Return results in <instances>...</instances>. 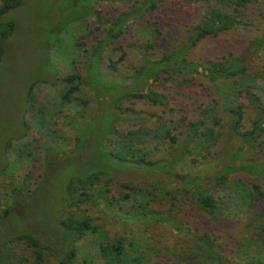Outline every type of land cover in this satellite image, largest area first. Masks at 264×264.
<instances>
[{
    "label": "trees",
    "instance_id": "1",
    "mask_svg": "<svg viewBox=\"0 0 264 264\" xmlns=\"http://www.w3.org/2000/svg\"><path fill=\"white\" fill-rule=\"evenodd\" d=\"M102 1L78 3L80 29L64 49L57 45L72 73L58 83L62 93L53 86L47 108L35 106L29 86L22 116L35 113L36 130L23 117L22 127L47 137L55 131L53 118H60L74 146L85 141L77 151L101 131L113 165L163 176L139 183L98 168L69 179L56 214L60 240L69 245L57 263L228 264L233 256L264 264V162L255 159L264 145V0H105L112 13L95 7ZM76 2L66 5L78 10ZM20 3L0 0V17ZM13 26L12 19L0 20V40ZM2 52L0 43V59ZM164 81L186 98L177 119L171 108L153 124L128 107L162 105L166 94L153 86ZM94 101L101 107L90 110ZM107 113L105 127L97 121ZM127 113L138 122H123ZM86 120L93 122L87 131ZM227 133L238 139L231 163L202 170L199 162H210ZM5 143L8 152L11 143ZM6 154L0 175H11L23 158L33 163L30 145L18 148L10 162ZM242 155L255 158L242 161ZM29 172L18 184H26ZM9 241L23 245L22 252L13 251L18 264H51L32 233ZM10 242L4 247L11 250ZM4 260L0 254V264Z\"/></svg>",
    "mask_w": 264,
    "mask_h": 264
},
{
    "label": "rangeland",
    "instance_id": "2",
    "mask_svg": "<svg viewBox=\"0 0 264 264\" xmlns=\"http://www.w3.org/2000/svg\"><path fill=\"white\" fill-rule=\"evenodd\" d=\"M66 1L21 0L19 6L0 17V20L12 19L14 21L12 34L8 38L0 40L3 48L0 59V168L7 164L5 154L7 153L10 162V159L16 156L18 148L30 145L31 152L34 154L33 163L23 158L14 164L13 169L15 170L11 175H0V254L5 257L4 264H18L14 252H22L23 245L11 243L9 240L23 232L32 233L39 240L42 248L49 253L47 262L58 264L57 258L68 248L69 244L60 240L61 228L56 220V214L63 206L65 185L72 177L92 173L98 168H100L99 171L108 173L115 178L131 179L139 183L160 179L163 176L142 170L122 169L113 165L103 149V144L108 137L107 135L100 137L102 136L101 131L86 142V146L89 148L77 151L85 141L81 140L74 146L71 131L60 118H53L51 128L55 131H49L47 137L29 129L32 127L36 130V127H33L34 123L31 124L35 113L22 116L25 107L24 98L29 93V86H31V93L37 103L35 106L47 108L50 98L46 96L56 92L55 89L62 93V88L58 83H61V79L66 75L72 73L67 62L68 59L65 57L66 54H61L60 51L64 49L63 43H69L65 39L70 35H77L80 29L77 23H81L78 21H81L79 16L82 14L78 3L89 2V0H77L75 5L78 6V10L67 6ZM96 6L102 10L109 9V13L114 12V8L108 1L104 0ZM119 7L120 3H117V9ZM76 17L78 20L73 22ZM92 20L94 21L95 17H92ZM67 22L70 23V26H67ZM71 26L74 30L69 28ZM57 45L62 49L57 48ZM92 72L96 76L94 68ZM199 82L200 80L196 79L193 84ZM153 87L166 94L162 105L146 107L144 103L138 105L127 103L128 107L141 116L145 114L147 122L150 121L153 124L164 115H168V109L171 108L172 119H177L180 116V104L186 98L176 91L168 81L160 82ZM86 90L88 91V89ZM191 96H198V94ZM72 103L71 109L74 110L77 102L73 100ZM39 104L40 106H38ZM100 107L101 105H98L96 101L90 103V110ZM22 117L26 123H29L27 126L29 128L23 129ZM109 120H111V113L100 117L97 122H101L106 127ZM127 120L136 124L139 119L135 118L133 113H127L123 122H127ZM249 120H245L246 125ZM92 124L93 122L86 120L85 130H90ZM36 126L39 125L36 124ZM81 134L83 135V133ZM262 139L264 140V134ZM7 140L11 143L8 152L5 148ZM237 144L238 139L235 134L227 133L212 148L210 162H207L208 158L206 161L199 162L200 165L202 163L200 168L219 171L224 165L231 163L233 156L229 153ZM92 145L94 146L91 149ZM72 146L75 148L73 151H69L68 148ZM254 158L241 156V160L245 159L247 162ZM255 159L264 162V145ZM39 163L44 164L45 168L37 167ZM29 169L30 178L26 184H18L22 178L26 180L24 175ZM39 180L40 182L36 186ZM9 183H17L16 190L10 189ZM9 242L14 244L11 250L4 247ZM249 253L255 255L257 251L254 252L251 249ZM228 264H255V262L232 256L229 258Z\"/></svg>",
    "mask_w": 264,
    "mask_h": 264
}]
</instances>
